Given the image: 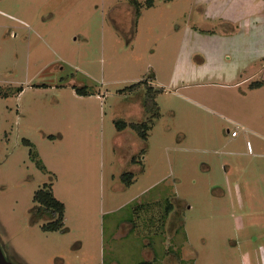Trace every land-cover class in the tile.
I'll return each instance as SVG.
<instances>
[{"label":"rangeland","instance_id":"obj_1","mask_svg":"<svg viewBox=\"0 0 264 264\" xmlns=\"http://www.w3.org/2000/svg\"><path fill=\"white\" fill-rule=\"evenodd\" d=\"M147 1L0 0L10 264H264V0ZM153 75L144 141L117 123L149 117L122 90ZM45 185L60 231L34 213Z\"/></svg>","mask_w":264,"mask_h":264},{"label":"trees","instance_id":"obj_2","mask_svg":"<svg viewBox=\"0 0 264 264\" xmlns=\"http://www.w3.org/2000/svg\"><path fill=\"white\" fill-rule=\"evenodd\" d=\"M147 7L153 6V1H147ZM152 79V80H150ZM150 79L139 81L131 86H127L122 90L123 94L136 93L139 90L145 88V100L144 107L145 111L149 114V117L141 123H126L118 122L117 128L121 131L130 127L137 132L139 137L144 141L148 140L149 132L153 129L156 122L161 116V109L157 102L158 96L164 92L161 87L154 86L151 81L155 80V75L151 76ZM261 84L254 83L251 87L257 88ZM77 93L82 96L88 95L87 88H77ZM136 157L133 160L136 162ZM122 180L125 184L130 185L134 180L132 173H125L122 176ZM34 213L35 216L44 219L46 223L43 225V230L46 232H56L63 229L65 225V211L66 207L63 202L58 200L52 191L51 186L45 185L44 188L38 190L34 195ZM146 264V263H143Z\"/></svg>","mask_w":264,"mask_h":264},{"label":"water","instance_id":"obj_3","mask_svg":"<svg viewBox=\"0 0 264 264\" xmlns=\"http://www.w3.org/2000/svg\"><path fill=\"white\" fill-rule=\"evenodd\" d=\"M0 264H10L9 262H7V260L5 259L3 252L0 248Z\"/></svg>","mask_w":264,"mask_h":264},{"label":"built area","instance_id":"obj_4","mask_svg":"<svg viewBox=\"0 0 264 264\" xmlns=\"http://www.w3.org/2000/svg\"><path fill=\"white\" fill-rule=\"evenodd\" d=\"M230 134H231L232 137H237L238 136V133L236 131H232Z\"/></svg>","mask_w":264,"mask_h":264},{"label":"crops","instance_id":"obj_5","mask_svg":"<svg viewBox=\"0 0 264 264\" xmlns=\"http://www.w3.org/2000/svg\"><path fill=\"white\" fill-rule=\"evenodd\" d=\"M155 86V85H154ZM158 87V86H157Z\"/></svg>","mask_w":264,"mask_h":264}]
</instances>
